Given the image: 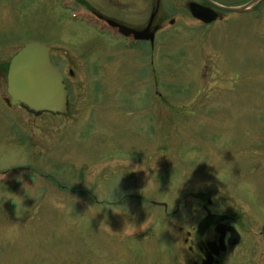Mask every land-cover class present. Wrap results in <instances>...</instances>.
<instances>
[{"label":"rangeland","instance_id":"1","mask_svg":"<svg viewBox=\"0 0 264 264\" xmlns=\"http://www.w3.org/2000/svg\"><path fill=\"white\" fill-rule=\"evenodd\" d=\"M186 2L0 0V264H201L206 211L240 236L214 264H264V2L208 26ZM105 20L162 27L148 51ZM27 41L65 115L10 105Z\"/></svg>","mask_w":264,"mask_h":264},{"label":"water","instance_id":"2","mask_svg":"<svg viewBox=\"0 0 264 264\" xmlns=\"http://www.w3.org/2000/svg\"><path fill=\"white\" fill-rule=\"evenodd\" d=\"M214 9L224 12L241 13L261 0H249L241 6H223L210 0H204ZM191 15L208 24L215 20L216 12L210 8L202 7L195 3H189ZM152 19V16H151ZM152 21V20H150ZM112 26H117L119 32L128 35L132 33L135 39H153V33L146 35L148 29L143 32L134 31L121 25L109 22ZM49 46L39 41H27L9 60L6 72V93L9 96L11 105H20L34 113L46 111L52 114L67 113V90L63 82L62 74L51 64L49 58ZM209 202V201H208ZM225 216L212 214L206 211V216L202 218L197 231L203 234L210 224L216 225L214 231L219 234L217 242L206 244L204 259L202 264H214L213 259L220 251H224L225 231L229 232L228 245L238 242L239 236L233 227H225L222 222Z\"/></svg>","mask_w":264,"mask_h":264},{"label":"flooded vegetation","instance_id":"3","mask_svg":"<svg viewBox=\"0 0 264 264\" xmlns=\"http://www.w3.org/2000/svg\"><path fill=\"white\" fill-rule=\"evenodd\" d=\"M248 1L249 0H245V2L243 4H245ZM263 2H264V0L259 1L253 7H251L247 12L252 11L253 8H255V9L258 8ZM189 3H195V4H198V5L202 6V7L212 9L214 12H216L217 19L222 15V12H219L218 10H216V9L212 8L211 6H209L204 0H187L186 5H187L188 12H189V6H188ZM105 21H108V20H105ZM111 21H113V20H111ZM114 22L117 23V24H119V25H123L120 22H117V21H114ZM125 27H128L129 29H133V30H136V31H139V32H143L144 30L148 29L146 35H149V33H153V43H154V38L156 37V35L159 32V30L162 27V25L156 24V25L152 26V21H149V23L145 27H140V28H132V27H129V26H125ZM110 29H111V31H113V33L117 37L118 42L123 43L126 48H133L134 46H140L142 48H147L148 51H149V49H152V47H153V43H151V40L150 39L133 40L132 34L129 35L128 37H121L120 35L117 34V29L116 28H110ZM69 73H71V72L69 71ZM226 226H228V225H226ZM210 228L212 229L213 233L215 234V242H216L217 241V238H218V235L214 232V226L210 225L207 228V230L210 229ZM206 231H205V233H206ZM226 238H227V234H225V239ZM209 242H214V241H209ZM205 246L199 248V250L202 253L201 264H202V261H203L204 252L206 250V247ZM220 254H222V253H220ZM216 257L217 256L214 257V261H216ZM216 264H218V263H216Z\"/></svg>","mask_w":264,"mask_h":264}]
</instances>
